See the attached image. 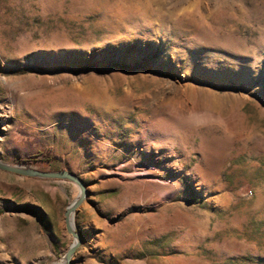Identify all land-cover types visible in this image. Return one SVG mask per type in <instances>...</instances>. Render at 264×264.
<instances>
[{"label":"rangeland","instance_id":"1","mask_svg":"<svg viewBox=\"0 0 264 264\" xmlns=\"http://www.w3.org/2000/svg\"><path fill=\"white\" fill-rule=\"evenodd\" d=\"M0 162L84 182L70 264H264V0H0ZM79 198L0 169V264Z\"/></svg>","mask_w":264,"mask_h":264},{"label":"water","instance_id":"2","mask_svg":"<svg viewBox=\"0 0 264 264\" xmlns=\"http://www.w3.org/2000/svg\"><path fill=\"white\" fill-rule=\"evenodd\" d=\"M0 169L7 171V172L15 173V174H18L21 176H25V177L40 178V179H51V180H67V181L74 183L75 185H77L80 188V198L66 212L67 230L70 234H72V236L76 240V242L71 246V248L69 249V251L66 253V256H65V260H66L65 264H70L72 257L75 254V252H76V250L80 244V241H81L80 234L77 233L76 230L72 227V224L70 222V218H71L70 216H71V214H73L75 212L77 207L82 204V202L84 201V199L86 197L87 190H86V186H85L84 182L80 178L71 174L68 171L42 172V171H39V170L34 169V168H24V167H20V166H9V165L3 164L1 162H0Z\"/></svg>","mask_w":264,"mask_h":264},{"label":"bare ground","instance_id":"3","mask_svg":"<svg viewBox=\"0 0 264 264\" xmlns=\"http://www.w3.org/2000/svg\"><path fill=\"white\" fill-rule=\"evenodd\" d=\"M72 215H73V214H71V216H70V217H71V218H70V222H71L72 227H73V226H74V222H72V220H73V219H72ZM58 264H65V262H64V261H60Z\"/></svg>","mask_w":264,"mask_h":264}]
</instances>
